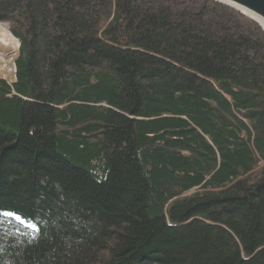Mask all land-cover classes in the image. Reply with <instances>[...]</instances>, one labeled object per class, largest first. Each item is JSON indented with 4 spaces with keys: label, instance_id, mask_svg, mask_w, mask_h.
<instances>
[{
    "label": "trees",
    "instance_id": "16d2710c",
    "mask_svg": "<svg viewBox=\"0 0 264 264\" xmlns=\"http://www.w3.org/2000/svg\"><path fill=\"white\" fill-rule=\"evenodd\" d=\"M0 22L20 42L0 264H264L255 21L214 0H0Z\"/></svg>",
    "mask_w": 264,
    "mask_h": 264
},
{
    "label": "built area",
    "instance_id": "2783aa9c",
    "mask_svg": "<svg viewBox=\"0 0 264 264\" xmlns=\"http://www.w3.org/2000/svg\"><path fill=\"white\" fill-rule=\"evenodd\" d=\"M4 22H0V28L4 29L6 32V37L0 39V72H10L14 74L16 72L15 58L17 51L20 47L19 40L11 34L8 25L5 27ZM3 46L8 47L5 49Z\"/></svg>",
    "mask_w": 264,
    "mask_h": 264
},
{
    "label": "water",
    "instance_id": "95a60500",
    "mask_svg": "<svg viewBox=\"0 0 264 264\" xmlns=\"http://www.w3.org/2000/svg\"><path fill=\"white\" fill-rule=\"evenodd\" d=\"M255 21L264 30V0H214Z\"/></svg>",
    "mask_w": 264,
    "mask_h": 264
},
{
    "label": "rangeland",
    "instance_id": "374dc122",
    "mask_svg": "<svg viewBox=\"0 0 264 264\" xmlns=\"http://www.w3.org/2000/svg\"><path fill=\"white\" fill-rule=\"evenodd\" d=\"M5 27H7V25L6 24H3ZM1 37H6V32H5V30L4 29H2V28H0V39H2L3 40V38H1ZM7 38V37H6ZM5 49H7L8 47H5V46H3ZM0 76L1 77H3V78H7V79H9V80H13L14 79V74H12V73H10V72H8V73H6V72H0Z\"/></svg>",
    "mask_w": 264,
    "mask_h": 264
},
{
    "label": "snow or ice",
    "instance_id": "6c2138e0",
    "mask_svg": "<svg viewBox=\"0 0 264 264\" xmlns=\"http://www.w3.org/2000/svg\"><path fill=\"white\" fill-rule=\"evenodd\" d=\"M6 215L11 216V215H14V213H12V212H8V213H6ZM17 219H20V217H17ZM30 226H34V225H30Z\"/></svg>",
    "mask_w": 264,
    "mask_h": 264
}]
</instances>
